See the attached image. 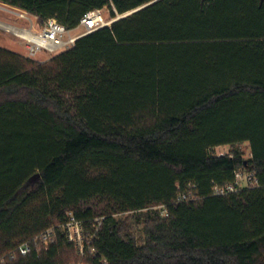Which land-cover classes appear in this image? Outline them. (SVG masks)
<instances>
[{
	"label": "trees",
	"instance_id": "obj_1",
	"mask_svg": "<svg viewBox=\"0 0 264 264\" xmlns=\"http://www.w3.org/2000/svg\"><path fill=\"white\" fill-rule=\"evenodd\" d=\"M0 3L68 30L137 10L45 63L0 48V264H264V0Z\"/></svg>",
	"mask_w": 264,
	"mask_h": 264
},
{
	"label": "built area",
	"instance_id": "obj_2",
	"mask_svg": "<svg viewBox=\"0 0 264 264\" xmlns=\"http://www.w3.org/2000/svg\"><path fill=\"white\" fill-rule=\"evenodd\" d=\"M104 10V9H103ZM103 10H95L87 13L81 19L79 26L74 30H68L64 25L59 23L56 19H49L43 22L40 29L35 32L31 31H14V33L26 43L27 58L30 60H37L42 54L48 55V57L41 63L50 61L52 58L60 54L64 50H69L74 47L75 43L98 30L106 27H111L116 21L105 20ZM21 16L26 20H30L31 17L37 18L27 12L22 11ZM76 30H80L78 35H74ZM222 156V155H221ZM258 185L257 178L254 173L248 171H237L235 174V181L224 187L215 186L213 188V195L217 197H223L230 194L240 192L242 189L255 188ZM190 190H194L195 186L190 185ZM197 198L190 194H183L179 196L178 202H191ZM169 216L166 209H163V217ZM100 226V221H97ZM63 233L66 235L68 241L74 244L82 257L85 256V236L84 226L82 222L78 221L73 215H70L65 225L61 227ZM55 235V228H50L36 238L37 243H42L47 249L48 245L53 242ZM21 256H28L32 247L29 242L20 245L17 249ZM103 264H107L106 260L102 261ZM77 264H82L77 263Z\"/></svg>",
	"mask_w": 264,
	"mask_h": 264
},
{
	"label": "rangeland",
	"instance_id": "obj_3",
	"mask_svg": "<svg viewBox=\"0 0 264 264\" xmlns=\"http://www.w3.org/2000/svg\"><path fill=\"white\" fill-rule=\"evenodd\" d=\"M137 11V10H136ZM134 11V12H136ZM21 10L3 5L0 3V48L12 51L14 53H17L25 58H27V49H26V43L21 40L14 31H31L35 32L38 29H40L43 25V22L39 20L38 18L31 17L30 20H26L21 16ZM134 12H130L126 15H117L115 17L116 22L130 16ZM103 14L105 17V20H112L111 10L108 8H105L103 10ZM80 33V30H76L73 34L78 35ZM67 51V50H64ZM62 51V52H64ZM61 52V53H62ZM48 57L46 54H42L38 57L37 60H33L35 62H43ZM240 151L245 159H249L251 157V149L250 145L248 143L243 144H236L233 146H226V147H219L216 148L213 151V155L215 156H221L228 153H231L232 151ZM131 216V215H126ZM142 228V226H141ZM64 259L67 262H73L75 259V255L71 252H66L64 254Z\"/></svg>",
	"mask_w": 264,
	"mask_h": 264
},
{
	"label": "water",
	"instance_id": "obj_4",
	"mask_svg": "<svg viewBox=\"0 0 264 264\" xmlns=\"http://www.w3.org/2000/svg\"><path fill=\"white\" fill-rule=\"evenodd\" d=\"M115 22H116V21H115ZM115 22H114V23H115Z\"/></svg>",
	"mask_w": 264,
	"mask_h": 264
}]
</instances>
